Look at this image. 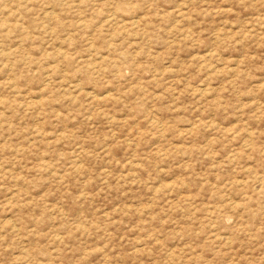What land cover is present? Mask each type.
Segmentation results:
<instances>
[{"label":"rangeland","instance_id":"rangeland-1","mask_svg":"<svg viewBox=\"0 0 264 264\" xmlns=\"http://www.w3.org/2000/svg\"><path fill=\"white\" fill-rule=\"evenodd\" d=\"M0 264H264V0H0Z\"/></svg>","mask_w":264,"mask_h":264}]
</instances>
